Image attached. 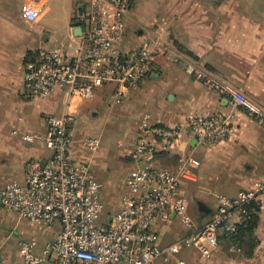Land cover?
I'll list each match as a JSON object with an SVG mask.
<instances>
[{"label":"crops","instance_id":"0c3cea01","mask_svg":"<svg viewBox=\"0 0 264 264\" xmlns=\"http://www.w3.org/2000/svg\"><path fill=\"white\" fill-rule=\"evenodd\" d=\"M77 1L0 0V191L7 181L23 180L28 160L49 155L41 139L27 143L22 134L42 136L45 117L60 116L66 109L72 115L71 156L74 160L84 159L93 167L91 173L102 184L104 207L109 205L112 213L119 209L120 198L126 191L125 178L134 168L128 154L144 113L150 114L152 122L169 126L197 114L231 115L233 131L225 141L202 146L184 138L181 146L198 163L196 180L185 188L194 225L201 226L211 217L218 194L233 197L264 179V129L245 112L233 108L183 72L161 51L154 56L153 73L129 90L120 105H113L110 86L99 88L88 101L69 102L59 94L24 100L19 95L24 62L38 49L57 46L46 23H59L71 30ZM25 5L39 11L35 21L28 22L22 17ZM70 37L62 43H70ZM158 39L168 40L184 50L204 69L235 86L264 111V0H132L124 48H136ZM113 126H117L115 134ZM129 130L133 131L130 141ZM13 131L17 133L12 134ZM88 133L100 142L92 152H84L80 147ZM105 144V149L112 150L111 156L103 152ZM156 163L172 168L176 155L162 153ZM154 229L161 246L184 234L175 218L157 223ZM59 232V225L45 227L21 220L0 203L1 264H16L20 259L18 245L10 242L11 236H40L39 242L32 241L40 253L44 244L55 239ZM247 237L254 245L246 255V264L255 259L264 264V202L256 214L251 235L241 236L239 244L245 243ZM218 240L213 250L215 260L222 264H227V259L230 264L239 260L238 247L228 246L232 240L225 236H219ZM228 248L235 254L230 255Z\"/></svg>","mask_w":264,"mask_h":264},{"label":"built area","instance_id":"2783aa9c","mask_svg":"<svg viewBox=\"0 0 264 264\" xmlns=\"http://www.w3.org/2000/svg\"><path fill=\"white\" fill-rule=\"evenodd\" d=\"M132 0H78L72 15L70 43L53 49H38L24 62L19 95L24 100L53 94L67 101L91 100L99 88L110 86L113 105H120L129 90L154 71L157 51L219 98L240 109L264 129L263 108L229 82L204 69L184 50L168 40L126 49L122 45ZM39 11L25 5L22 17L36 20ZM79 29V35L73 30ZM72 115L45 117L42 136L24 133L22 140L41 139L49 155L25 164L21 182L7 181L0 191V203L21 220L51 227L59 225L58 236L34 253L33 242H19L16 264H184L178 255L192 251L208 258L219 236L239 243V229L252 220L264 202V179L235 196H216L211 217L201 226L189 215L186 186L196 180L198 163L192 153L181 149L184 138L202 146L225 141L233 131L231 115L197 114L183 123L162 125L144 113L128 157L134 168L125 178V192L119 209L106 215L101 198L102 184L84 159L71 156ZM13 131L12 134H16ZM97 138L85 136L84 152L95 151ZM174 152L172 168L157 165L160 154ZM175 218L184 234L161 246L154 227ZM1 264V261H0ZM250 264H258L253 260Z\"/></svg>","mask_w":264,"mask_h":264},{"label":"rangeland","instance_id":"374dc122","mask_svg":"<svg viewBox=\"0 0 264 264\" xmlns=\"http://www.w3.org/2000/svg\"><path fill=\"white\" fill-rule=\"evenodd\" d=\"M46 27H48V29L50 30L49 35L51 37H53L55 45L61 44L62 42H64L66 39H68L71 36L70 28L67 29L66 26L60 25L59 23L48 22V23H46ZM122 45H123V43H122ZM112 131H113V134H115V132L118 131L117 126H113ZM132 132L133 131L129 130L127 136L129 137L130 135H132ZM85 133H87V132H85ZM88 134H89L88 136H90V133H88ZM81 135H83V134H81ZM128 139L130 141V137ZM106 146L107 145L105 144L103 147L104 148L103 152L105 153L106 156H111L112 150L105 149ZM86 164H87V166H89L88 162ZM89 169L91 172L93 171V167L89 166ZM110 212L111 211H110L109 205H105L104 214H103V217L101 218V221H104V219L106 218V215H109ZM245 236H250V235L246 234ZM39 238H40V236H11L10 242L12 244L15 243L17 246L18 242H32L35 240L39 242V240H40ZM253 243L254 242L250 237H247L245 240V243H241V244L235 243L233 241H229L228 246H230L231 244L232 245L234 244L235 248L238 247L239 252H240L239 255L237 256L239 260H237L233 264H244V263L246 264V261H247L246 255L250 254L249 252H251V250H252L251 248L254 245ZM236 245H238V246H236ZM34 253L36 255H38V253H39V252H37L35 247H34ZM213 253L214 252H212L208 258L202 259V258H200L199 255H197L196 253H194L192 251H183L178 255V258H180L182 261H184V264H222L221 262H218L217 260H215V258L213 257ZM228 253L230 255H231V253L235 254V252L229 250V248H228ZM233 258L235 259V257H233ZM227 261L230 262L228 259H227ZM228 262H227V264H230ZM168 264H175V263L170 262Z\"/></svg>","mask_w":264,"mask_h":264},{"label":"trees","instance_id":"16d2710c","mask_svg":"<svg viewBox=\"0 0 264 264\" xmlns=\"http://www.w3.org/2000/svg\"><path fill=\"white\" fill-rule=\"evenodd\" d=\"M30 54V53H29ZM255 222H256V215L253 217L252 220L248 221L246 224H244L238 231V234H237V239L240 241V237L241 236H244L246 234H249L251 235L252 233V230L254 228V225H255ZM230 240H232V238H229Z\"/></svg>","mask_w":264,"mask_h":264},{"label":"water","instance_id":"95a60500","mask_svg":"<svg viewBox=\"0 0 264 264\" xmlns=\"http://www.w3.org/2000/svg\"><path fill=\"white\" fill-rule=\"evenodd\" d=\"M73 32L74 34L79 35V29H74Z\"/></svg>","mask_w":264,"mask_h":264}]
</instances>
